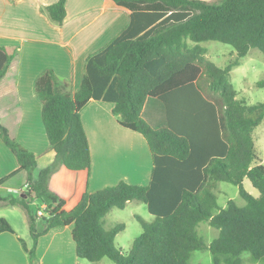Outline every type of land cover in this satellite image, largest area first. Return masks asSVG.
<instances>
[{"label":"trees","instance_id":"obj_1","mask_svg":"<svg viewBox=\"0 0 264 264\" xmlns=\"http://www.w3.org/2000/svg\"><path fill=\"white\" fill-rule=\"evenodd\" d=\"M112 1L131 12L129 24L87 58L79 89L72 93L52 69L35 82L53 162L40 168L42 155L23 146L0 122V139L18 164L16 172L0 180V187L20 171L28 175L22 195L0 193V206L25 212L33 245L29 248L23 240L21 244L29 264L37 262L40 237L70 225L78 258L93 263L107 255L115 264H192L196 251L209 252L213 264H245V254L253 263L264 261V163L254 137L264 122V104L244 108L242 102H233L228 68L220 71L200 55L205 42L214 41L233 45L240 56L251 49L264 55V0ZM66 6L67 0H58L44 12L61 26ZM18 54V47L9 51L0 46V82ZM150 99L184 115L192 133L154 128L144 114ZM92 101L112 103L118 123L145 138L153 175L148 186L121 182L93 194L85 187L71 206L70 199L51 187V179L61 167L89 174L91 150L81 112ZM245 180L258 196L244 188ZM220 183L238 187L245 205L229 200L226 210L220 207ZM125 200L146 204L154 217L151 223L138 218L144 231L127 258L115 245L124 226L105 228L107 214L113 206L124 207ZM34 202L48 206L45 223L37 222L30 207ZM205 223L219 231L211 243L199 234ZM3 232L14 230L0 218Z\"/></svg>","mask_w":264,"mask_h":264},{"label":"crops","instance_id":"obj_2","mask_svg":"<svg viewBox=\"0 0 264 264\" xmlns=\"http://www.w3.org/2000/svg\"><path fill=\"white\" fill-rule=\"evenodd\" d=\"M57 2L0 0V46L9 51L18 47L19 51L0 82V122L23 146L42 155L40 168L51 164L54 155L49 151L43 104L35 92L37 78L45 70L52 69L60 79L68 82L72 93L76 92L84 76L87 58L122 32L128 26L131 14L112 0H67V17L60 26L44 12L46 7ZM113 107L112 103L92 101L81 112L91 150L89 174L75 172V183L69 194L56 190L54 175L51 179V187L70 199L71 206L79 201L85 187L93 194L121 182L137 186L151 183L154 163L149 145L140 133L118 123ZM144 114L154 128L172 127L181 133H192L184 115L169 111L159 99L148 100ZM17 170L15 157L0 139V180ZM27 177L26 171L18 172L0 187L1 195L19 197L14 191L26 187ZM0 218L6 219L14 230V233H0V264H29L21 244L23 240L27 247L33 245L25 212L19 207L3 204ZM73 227L54 228L40 237L36 264H81L73 240Z\"/></svg>","mask_w":264,"mask_h":264},{"label":"clouds","instance_id":"obj_3","mask_svg":"<svg viewBox=\"0 0 264 264\" xmlns=\"http://www.w3.org/2000/svg\"><path fill=\"white\" fill-rule=\"evenodd\" d=\"M190 35V34H189ZM189 38L186 36L185 39ZM209 44L201 53V57L220 71L228 68L227 86L232 93L233 102H242L241 106L244 108H252L258 104H264V58H256L250 55L240 56L237 49L228 43L222 41L205 42ZM238 58V59H237ZM235 60L234 64L228 66V63ZM132 202L130 200L124 201V207L113 206L111 215L119 220L125 222L124 231H128V222L135 223L137 226L136 236L143 234V226L135 217L140 216L145 223H149L154 217L145 210L146 206L143 203L135 207H129ZM219 204L220 201H217ZM226 210L227 204H222ZM135 237H125V242L122 243L116 251L120 256L127 258L131 254L132 244ZM208 242L211 243L212 237H207ZM194 256L199 258L201 253L196 251ZM81 264H93L87 257L81 258ZM95 264H115V262L107 255L101 257ZM205 264H213L212 256L209 254ZM257 264H261L257 261Z\"/></svg>","mask_w":264,"mask_h":264},{"label":"rangeland","instance_id":"obj_4","mask_svg":"<svg viewBox=\"0 0 264 264\" xmlns=\"http://www.w3.org/2000/svg\"><path fill=\"white\" fill-rule=\"evenodd\" d=\"M204 45L206 48L209 46V44H207V43H205ZM248 55L256 57V58H264V55L258 49H251ZM234 61L235 60L230 61V62H226V63H228V65H229L230 63H232ZM254 137H255V144H256L257 151H258V153H259V155H260V157L264 163V122L255 130ZM5 147L11 153V151L7 148L6 145H5ZM53 175H54L53 185H54L55 189L62 192L63 194H69L71 192V189L73 188L74 183H75L76 173L71 172V171L67 170L66 168H58ZM244 188L249 193L253 194L254 196L259 195L258 190L252 186V184L250 183L249 180H245ZM15 194L17 196L19 195L18 193H15ZM217 195H218V201H220V203H219L220 207H222V204H224V203L227 204L229 200L235 201L239 206L245 205V201L241 198V196L239 194V188L232 185V184L220 183ZM138 204H140V202H132L129 205V207H135ZM144 205L146 206L145 210L147 212H149L147 205L146 204H144ZM31 209H32V207H31ZM20 213H22V212H20ZM138 218H140V220H143V219H141L140 216L135 217L136 220H138ZM153 221H154V218L149 223H151ZM13 222H16V219H13ZM119 225H123L125 227V222L115 219L111 215V211H110L105 218V228L107 230H111V229H113ZM140 225H141V222H140ZM15 226H17L16 223H15ZM136 231H137L136 224L130 222V220H129L128 231L125 232L123 230L122 232H120L117 235V237L115 239V245L117 247H119L122 243H124L126 236L127 237H135V239L138 238L139 236L135 235ZM199 234L205 242L209 243L207 237L211 236L212 237L211 242H212L214 239L218 238L219 231L210 227L209 224L205 223V224L200 225ZM200 253H201V257L197 258L194 256L192 264H205L207 256L210 253L209 252H200ZM249 257H250L249 254L243 255V259H245V261H246L245 264H257V263H253L252 261H250L248 259ZM93 264H95V263H93ZM261 264H264V261H261Z\"/></svg>","mask_w":264,"mask_h":264},{"label":"built area","instance_id":"obj_5","mask_svg":"<svg viewBox=\"0 0 264 264\" xmlns=\"http://www.w3.org/2000/svg\"><path fill=\"white\" fill-rule=\"evenodd\" d=\"M24 191H25V188L23 190H17L14 192L21 195ZM54 206H57V205L54 204ZM30 207H32V211L35 215L37 222L39 224L45 223L46 219L49 217V214L47 213L48 206L44 203L34 202L30 204Z\"/></svg>","mask_w":264,"mask_h":264}]
</instances>
